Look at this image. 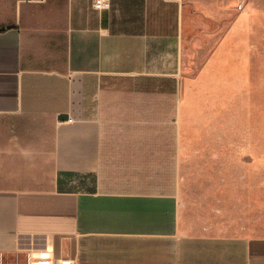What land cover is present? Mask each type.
<instances>
[{
  "label": "crops",
  "instance_id": "1",
  "mask_svg": "<svg viewBox=\"0 0 264 264\" xmlns=\"http://www.w3.org/2000/svg\"><path fill=\"white\" fill-rule=\"evenodd\" d=\"M108 3L0 0V264H264L181 197L264 189V0Z\"/></svg>",
  "mask_w": 264,
  "mask_h": 264
},
{
  "label": "rangeland",
  "instance_id": "2",
  "mask_svg": "<svg viewBox=\"0 0 264 264\" xmlns=\"http://www.w3.org/2000/svg\"><path fill=\"white\" fill-rule=\"evenodd\" d=\"M202 165L190 162L181 187L183 214L190 230L264 235V189H228L227 178L203 176Z\"/></svg>",
  "mask_w": 264,
  "mask_h": 264
},
{
  "label": "built area",
  "instance_id": "3",
  "mask_svg": "<svg viewBox=\"0 0 264 264\" xmlns=\"http://www.w3.org/2000/svg\"><path fill=\"white\" fill-rule=\"evenodd\" d=\"M94 1H95V5L98 8H104L109 4L108 0H94ZM48 258L49 257H47V256H42V254H40V253H34L31 256V260H32L33 264H50Z\"/></svg>",
  "mask_w": 264,
  "mask_h": 264
}]
</instances>
